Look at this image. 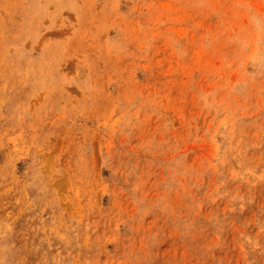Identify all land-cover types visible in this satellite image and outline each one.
Listing matches in <instances>:
<instances>
[{"label": "rangeland", "instance_id": "rangeland-1", "mask_svg": "<svg viewBox=\"0 0 264 264\" xmlns=\"http://www.w3.org/2000/svg\"><path fill=\"white\" fill-rule=\"evenodd\" d=\"M0 264H264V0H0Z\"/></svg>", "mask_w": 264, "mask_h": 264}]
</instances>
